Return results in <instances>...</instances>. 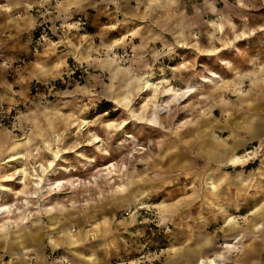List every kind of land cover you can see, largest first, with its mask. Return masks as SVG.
<instances>
[{
    "label": "rangeland",
    "instance_id": "1",
    "mask_svg": "<svg viewBox=\"0 0 264 264\" xmlns=\"http://www.w3.org/2000/svg\"><path fill=\"white\" fill-rule=\"evenodd\" d=\"M2 186L0 264H264V0H0Z\"/></svg>",
    "mask_w": 264,
    "mask_h": 264
},
{
    "label": "bare ground",
    "instance_id": "2",
    "mask_svg": "<svg viewBox=\"0 0 264 264\" xmlns=\"http://www.w3.org/2000/svg\"><path fill=\"white\" fill-rule=\"evenodd\" d=\"M219 30H222V26H220ZM214 51H211L210 55H213ZM108 62L111 63L113 62L112 59L108 58ZM151 77L145 75L143 77H140L138 79L139 83L137 86V90L140 91H147L150 87H153V84L151 83ZM168 94H171L173 96V99H178V98H183L185 97L189 92L190 89H187L185 91H183L182 93H178L176 91L173 90H168L167 91ZM157 108V107H156ZM57 142V140H55V143ZM31 144V140L30 138H24L23 140H15L13 142V146L11 148H9L8 153L10 152V158L7 161V163H16V164H20L22 163V161L24 162V167L22 169L16 170L13 175L9 176L8 181H14L16 180V175L19 177V182L18 184L20 186H22V189L17 191L14 195L17 196V199H20L24 196V198H27L30 193H28V189H29V180L32 179L35 184H33V186L35 188L42 189V187H44L43 185H45V181H46V177L47 174H49L50 172H55L56 170H63L65 171L63 168V166H60L57 164V166L55 165L56 161L59 160V153L58 151L55 152H51L53 155V160L49 161L47 167H45V165L43 164H32L30 161V153L28 151H25V147ZM46 147H50V143H45ZM37 150H41V148L37 147ZM34 176V177H33ZM4 187L2 186L0 188V191L4 190ZM53 186L50 185L49 186V193L53 191ZM119 192H124L125 191V187H119L118 188ZM2 197H4V195H0V199H2ZM34 199H37L38 196H34ZM25 206L28 204V201H24ZM8 207L5 206H1L0 207V218L2 217V215L6 216V214L10 215V212L8 210ZM229 224L233 223L232 218H230L228 220ZM4 220H0V234L3 235L1 237H7L6 234V228L4 227ZM259 228V227H258ZM63 236L65 239H67V241H69V245L73 246L75 245L76 241L78 240V238L76 237H71L69 236L66 231L63 230ZM232 243H228L226 245V248H234L237 247L240 243V236L237 235L236 237L233 238ZM50 244L53 246H58V242L55 241L53 238L50 239ZM21 251L19 253H14V259H16L18 262H20L21 264H27L26 263V257L28 255V253H31L35 250V247L32 244H28V245H21ZM222 253H214L211 255H202V256H198L197 258H195V262L193 264H219V262L224 260V256L221 255ZM187 257V259H189L188 255H184L182 258ZM87 262H92L93 258L92 257H88L86 258Z\"/></svg>",
    "mask_w": 264,
    "mask_h": 264
},
{
    "label": "crops",
    "instance_id": "3",
    "mask_svg": "<svg viewBox=\"0 0 264 264\" xmlns=\"http://www.w3.org/2000/svg\"><path fill=\"white\" fill-rule=\"evenodd\" d=\"M5 264H21L20 262H18L17 260H12V261H9ZM58 264V263H57Z\"/></svg>",
    "mask_w": 264,
    "mask_h": 264
},
{
    "label": "trees",
    "instance_id": "4",
    "mask_svg": "<svg viewBox=\"0 0 264 264\" xmlns=\"http://www.w3.org/2000/svg\"><path fill=\"white\" fill-rule=\"evenodd\" d=\"M107 104H109V103H107ZM105 106H107V107H108L109 105H105ZM107 111H108V110H107Z\"/></svg>",
    "mask_w": 264,
    "mask_h": 264
},
{
    "label": "built area",
    "instance_id": "5",
    "mask_svg": "<svg viewBox=\"0 0 264 264\" xmlns=\"http://www.w3.org/2000/svg\"><path fill=\"white\" fill-rule=\"evenodd\" d=\"M31 259L33 260V257Z\"/></svg>",
    "mask_w": 264,
    "mask_h": 264
}]
</instances>
